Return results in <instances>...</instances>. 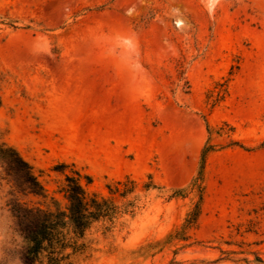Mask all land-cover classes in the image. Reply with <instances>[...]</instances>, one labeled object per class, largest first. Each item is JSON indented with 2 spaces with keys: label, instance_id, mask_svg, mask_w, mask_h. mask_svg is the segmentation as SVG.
Masks as SVG:
<instances>
[{
  "label": "rangeland",
  "instance_id": "1",
  "mask_svg": "<svg viewBox=\"0 0 264 264\" xmlns=\"http://www.w3.org/2000/svg\"><path fill=\"white\" fill-rule=\"evenodd\" d=\"M0 131L46 193L0 168V264H23L9 204L65 207L72 171L134 202L73 264H264V0H0Z\"/></svg>",
  "mask_w": 264,
  "mask_h": 264
},
{
  "label": "trees",
  "instance_id": "2",
  "mask_svg": "<svg viewBox=\"0 0 264 264\" xmlns=\"http://www.w3.org/2000/svg\"><path fill=\"white\" fill-rule=\"evenodd\" d=\"M205 126L207 134L210 136L212 130L207 123ZM212 152H214V146L207 142L200 155L199 176L193 184L200 194L199 201L187 215L180 231H177L176 239L188 240L187 232L196 225L202 201L203 169L208 154ZM59 167L64 170L67 165L61 164ZM0 168L5 176L2 179L14 177L29 194L46 198L45 190L35 177L31 166L14 147L4 141L1 131ZM82 178L86 179L87 184H90V177L82 176L77 171H72V175H64L63 185L59 189L67 202L63 208L55 200L52 202L54 203L53 208H43L39 205L30 206L19 200H14L9 204L8 211L13 220L14 231L23 244V264H73V259L76 256L89 251L86 235L93 225L101 224L105 231H109L121 215L133 214L134 202L127 201L119 207L111 198L98 193H88L81 184ZM152 187L151 182L144 185L146 190ZM135 188V181L129 178L107 186L111 195L117 194L123 200L131 195ZM171 236L169 235L168 239H171ZM159 246L161 243L156 242L149 245L148 248L156 249ZM258 261L261 262V260Z\"/></svg>",
  "mask_w": 264,
  "mask_h": 264
},
{
  "label": "bare ground",
  "instance_id": "3",
  "mask_svg": "<svg viewBox=\"0 0 264 264\" xmlns=\"http://www.w3.org/2000/svg\"><path fill=\"white\" fill-rule=\"evenodd\" d=\"M68 80V79H67ZM69 81V80H68ZM71 81V80H70ZM67 82V81H66ZM68 84V83H67Z\"/></svg>",
  "mask_w": 264,
  "mask_h": 264
}]
</instances>
